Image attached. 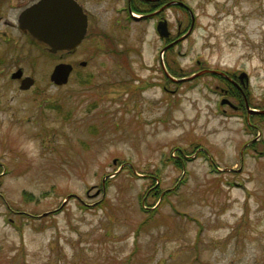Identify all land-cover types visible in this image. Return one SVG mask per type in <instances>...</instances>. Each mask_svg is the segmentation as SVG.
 <instances>
[{"label": "rangeland", "instance_id": "rangeland-1", "mask_svg": "<svg viewBox=\"0 0 264 264\" xmlns=\"http://www.w3.org/2000/svg\"><path fill=\"white\" fill-rule=\"evenodd\" d=\"M125 3L86 1L66 84L0 76V264H264V0H174L169 44Z\"/></svg>", "mask_w": 264, "mask_h": 264}, {"label": "flooded vegetation", "instance_id": "flooded-vegetation-1", "mask_svg": "<svg viewBox=\"0 0 264 264\" xmlns=\"http://www.w3.org/2000/svg\"><path fill=\"white\" fill-rule=\"evenodd\" d=\"M39 1L40 0H0V76L11 75L12 82H19V84H21L26 76H32L35 78L33 72L27 70V66H25L26 61L30 59L29 61L35 64L40 53H50L48 46L44 42L35 38L28 30L23 29L20 23L21 15ZM77 1L88 15L89 31L90 14L86 8L87 0ZM125 1L126 3L124 6L127 7V11L131 12L135 9L142 13H151L153 14L152 19H155L157 22L166 19L164 18V10L168 11L176 4L174 3V0ZM167 24L169 25V22ZM171 41H173L171 36L164 40L165 44H169ZM25 48L28 50V55H22V52L23 54L25 52ZM64 51L68 54H74L76 52V50H59L54 54L50 53L57 57V62H55L54 66L63 61ZM36 53H38V55ZM39 63L38 60L37 65H39ZM32 69L35 70L36 67L33 65ZM15 72L19 73L20 76L14 78L13 76ZM234 79L238 81L236 75Z\"/></svg>", "mask_w": 264, "mask_h": 264}, {"label": "water", "instance_id": "water-1", "mask_svg": "<svg viewBox=\"0 0 264 264\" xmlns=\"http://www.w3.org/2000/svg\"><path fill=\"white\" fill-rule=\"evenodd\" d=\"M21 22L24 29L30 30L34 37L47 43L53 52L77 47L86 33L88 24L87 15L74 0H41L23 14ZM160 31L162 35L169 33L165 25L160 27ZM72 69L70 63H59L52 73V80L57 84L66 83ZM33 81L32 77H26L22 88L31 86ZM250 111L264 113V110Z\"/></svg>", "mask_w": 264, "mask_h": 264}]
</instances>
